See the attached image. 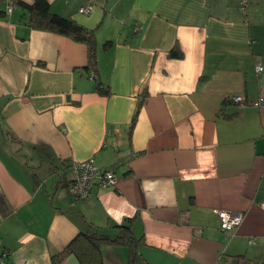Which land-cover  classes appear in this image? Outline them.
<instances>
[{
    "label": "crops",
    "instance_id": "obj_1",
    "mask_svg": "<svg viewBox=\"0 0 264 264\" xmlns=\"http://www.w3.org/2000/svg\"><path fill=\"white\" fill-rule=\"evenodd\" d=\"M11 1L0 0L6 264H80L51 257L88 222L109 237L129 225L143 264H264V0H48L94 32L96 78L85 43L29 27ZM88 158L116 183L74 199L70 163ZM215 209L244 213L234 235ZM101 264H129L127 248L105 243Z\"/></svg>",
    "mask_w": 264,
    "mask_h": 264
},
{
    "label": "trees",
    "instance_id": "obj_2",
    "mask_svg": "<svg viewBox=\"0 0 264 264\" xmlns=\"http://www.w3.org/2000/svg\"><path fill=\"white\" fill-rule=\"evenodd\" d=\"M8 4L23 9L21 17L29 27L62 34L69 36L76 41L85 43L88 53L87 68L91 70L95 77L97 69L96 40L92 30L84 28L73 19L53 13L50 10L48 0H32L31 3L12 0L11 3ZM0 17H5V11H0ZM108 44L109 42L106 43V45ZM169 55L172 57H181L182 53L179 49H172ZM97 88L104 94L108 93V89L101 87L99 81H97ZM228 100L231 101L230 98H228ZM140 105L141 101H138V106L134 111L129 126L130 131L134 126ZM117 227V235L109 237L101 232V227L88 222L84 231H79V233H77L59 253L53 255L51 258L54 262H57L67 255L73 254L76 256L80 264H101L102 245L105 243H111L124 244L127 246L129 251V264H143L141 261V255L138 252V246L142 243L140 242V238L138 239L133 235L129 225L120 224Z\"/></svg>",
    "mask_w": 264,
    "mask_h": 264
},
{
    "label": "built area",
    "instance_id": "obj_3",
    "mask_svg": "<svg viewBox=\"0 0 264 264\" xmlns=\"http://www.w3.org/2000/svg\"><path fill=\"white\" fill-rule=\"evenodd\" d=\"M240 3H246V0H239ZM13 9L12 4L7 5V12H11ZM91 10V6L85 5L79 8V12L88 13ZM138 27L135 28L137 30ZM262 65L256 63L255 71L260 73L262 71ZM231 101L236 103H243V97L241 95H235L229 97ZM264 103V99L254 101V104L260 105ZM72 170V176L69 184V189L74 199H88L92 193L93 186H97L99 189H106L112 187L116 183L117 174L114 168L102 167L94 163L92 158L84 160H72L70 163ZM264 207V202L259 203ZM218 216L219 227L224 234L229 237L234 235L236 229L241 224L244 213L241 211L227 210V209H215ZM9 252L4 249H0V264H6V259Z\"/></svg>",
    "mask_w": 264,
    "mask_h": 264
},
{
    "label": "rangeland",
    "instance_id": "obj_4",
    "mask_svg": "<svg viewBox=\"0 0 264 264\" xmlns=\"http://www.w3.org/2000/svg\"><path fill=\"white\" fill-rule=\"evenodd\" d=\"M69 192H70V194L72 195V193H71L70 189H69ZM120 245H122V246H125V247L127 248V246H126V245H124V244H120ZM127 251H128V248H127ZM128 256H129V251H128Z\"/></svg>",
    "mask_w": 264,
    "mask_h": 264
}]
</instances>
